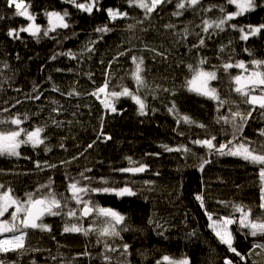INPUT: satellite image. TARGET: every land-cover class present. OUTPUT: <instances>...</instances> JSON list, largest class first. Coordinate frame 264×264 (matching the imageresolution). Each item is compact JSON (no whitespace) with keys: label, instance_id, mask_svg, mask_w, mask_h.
<instances>
[{"label":"trees","instance_id":"1","mask_svg":"<svg viewBox=\"0 0 264 264\" xmlns=\"http://www.w3.org/2000/svg\"><path fill=\"white\" fill-rule=\"evenodd\" d=\"M176 2L172 0L158 7L145 18L143 10L130 7L128 0H99L100 10L94 8L90 14L69 4L68 0H23L35 17L34 23L41 27L37 38L19 31L33 21L16 15L14 6L10 7L7 0H0V119L17 113L23 118L27 113L29 119L21 127L28 130L44 127L42 138L47 137L45 144L36 148L22 145L18 157L0 156V184L4 185L0 192L11 188L13 196L24 199L25 193H36L40 185L51 180L58 196L70 198L67 185L73 179L80 180L81 186H127L136 192L134 196L105 192L82 195V199L92 205L112 208L125 217L123 224L118 226L119 237H101L97 243L99 234L96 231L87 236L64 233L65 223H82L87 227L95 220L100 226L103 218L92 214L77 220L62 212L59 216L43 218L51 232L29 229L22 251L0 253L4 264H109L103 260L104 254L111 257L110 264H168L163 260L165 256L174 260L187 258L190 264H224L225 258L232 259L233 264H264V252L260 249L246 261H240L209 227L208 217L211 213L213 219L232 217L238 220L240 213L234 212L233 205L252 209L253 219L264 217V210L259 207V166L238 156H221L192 143L211 136L216 137L217 146L232 140V125L218 123V118L252 110V106L244 102L245 98L234 91L232 80L247 73L236 67L225 72L222 65L244 61L251 72L255 69L252 60H264V31L247 40L240 38L239 31L240 27L247 30L248 25L264 23V0H257L258 7L229 21L223 31L209 29L208 33L202 31L203 20H218L237 11L236 6L227 0H201L195 9L189 8L177 17L172 15ZM210 5L216 7L203 11ZM219 6L224 7L223 13ZM108 8L127 11L128 17L112 21L107 15ZM51 11H67L70 26L57 28L44 36L43 30L48 28L46 13ZM129 24L135 27L129 30ZM167 24L176 27L166 29ZM231 24L237 28L233 29ZM105 25L111 31H95ZM185 27L190 35L186 38L175 35L182 33ZM10 29H17L18 35L10 36ZM200 37L205 39L203 46H199ZM145 45L164 52V57L148 51ZM121 52L126 54L119 55ZM133 55L144 58L142 75L146 87L140 88L138 94L145 99L146 114L141 115L138 105L128 96L115 102L116 112L106 110L100 100L90 94L102 86L106 78L109 91H120L123 85L137 93L131 76L135 68ZM202 58L206 63L201 66ZM188 65L193 69L203 67L205 71L217 72L218 78L210 82V87L217 89L220 98L226 101L222 107L218 101L188 90L186 82L193 75ZM69 92L79 95L69 96ZM34 96L40 98L33 99ZM173 103L176 111L169 112ZM53 108L58 111L53 112ZM262 111L258 106L252 111V117L237 140L247 138L254 142L253 146L264 143V137L259 134V130L264 129ZM177 114L187 115L196 123H178ZM101 118L103 134L110 139H97ZM53 120L61 123L57 126ZM200 124L206 127L201 128ZM15 128L10 123L0 125L2 131ZM93 141L96 143L88 148ZM163 145L172 149L186 146L191 151L169 152ZM45 147L50 151H45ZM201 159L210 160L203 170L199 167ZM140 164L148 166L144 172L119 171ZM82 172L92 178L91 183L82 180ZM46 192L43 190L38 195ZM198 195L203 196V206L196 199ZM68 207L76 209L79 216L81 206L75 201L69 199ZM67 210L65 208L64 212ZM9 218L6 213L0 219ZM229 229L233 247L241 254H248L254 244H264V235L253 237L238 223L230 225ZM105 241L117 251L106 252ZM124 244L129 248L122 255ZM85 252L88 254L82 255Z\"/></svg>","mask_w":264,"mask_h":264},{"label":"snow or ice","instance_id":"2","mask_svg":"<svg viewBox=\"0 0 264 264\" xmlns=\"http://www.w3.org/2000/svg\"><path fill=\"white\" fill-rule=\"evenodd\" d=\"M8 5L10 7L14 6L16 9V15L21 17H26L28 21H33V23H29L27 27L19 29L22 32H28L33 37H39L41 33V27L38 24H35V17L31 15L28 11V6L23 3V0H7ZM69 4L74 5L77 9H80L87 13H92L93 9L100 10L98 8L99 0H89L87 3H80L77 0H68ZM172 0H128V4L130 7H137L142 9L144 12L145 18H149L153 12H155L158 7H161L164 4L171 3ZM229 4H233L236 6L237 11L227 13L222 16L218 20L202 21V31L204 33H208L209 29H219L220 31L224 30V26L228 24L229 21L233 20L236 16L242 15L246 12L254 10L259 5L257 4V0H227ZM201 0H177L175 4L176 11L172 13L174 16H181L183 12L189 8L195 9ZM215 5H210L208 8L203 9V11L208 12L211 11ZM220 11L223 13L225 11L223 6H219ZM107 15L110 20L114 21L118 18H127V11H120L119 9L108 8L106 9ZM48 17V28L43 30V35L48 36L50 31H55L57 28L67 29L69 28V23L67 22V17L69 13L64 11L63 13L57 11H51L46 13ZM138 23H142V21H138ZM135 27L133 24L128 25V29L131 30ZM166 29H175L174 24H167L164 26ZM230 27L233 29L237 28V25L231 24ZM97 32L107 33L111 31V29L105 25L103 27H98L95 29ZM239 31L242 33L241 39L247 40L249 36H256L264 31V23L259 24L257 26L248 25L247 30L244 27H240ZM10 36L18 35L17 29H10ZM191 33L189 29L185 27L182 33H175V35L181 36L182 38H186ZM199 36V33H197ZM205 44V39L200 37L199 46H203ZM193 47H198V45H193ZM145 48L148 51L153 52L155 55H159L164 57V52H157L155 48H148L145 45ZM91 51V49H89ZM131 51V50H129ZM223 51V47L221 48ZM247 51V49H246ZM126 53L121 52L119 55H125ZM69 55H72L69 53ZM55 57H53L54 59ZM133 64L135 65L134 70L131 73L132 79L135 81L137 86V93H134L128 87L121 85L120 91H109V80L106 78L105 82L102 86H99L94 92L90 95L95 96L103 107L106 110L111 112H116L115 102L122 96L130 97L135 103L138 105V110L141 115L146 114L147 105L145 103V99H143L138 91L140 88L146 87L145 78L142 75L144 72V58L137 57L133 55L131 57ZM206 63L205 59H200L199 65H204ZM251 64L255 66V69L251 72H248V68L245 65L244 61H239L236 64H232L230 62L224 63L222 65L223 70L225 72L228 69L236 67L243 69L246 75H237L232 78L235 88L234 91L239 93L242 97H244V102L252 106V110L248 111L246 114L241 113L240 111L232 112L231 116H221L218 118L217 122L223 121L225 124H231L233 128L232 140H228L226 143H221L217 146L214 141L216 140L215 136H211L206 139H197L192 141L193 144L201 145L206 147L211 151H215L219 155H231L238 156L242 158L244 161L259 166V179L261 181V203L259 205L260 209L264 210V143H260L259 145L253 146L254 142L248 141L247 138H242L237 140L238 134L243 131L244 125L248 122V120L252 117V111L258 106L259 109L264 110V60H252ZM111 65H109L110 67ZM190 69L193 71V75L190 80H188L187 86L189 91H193L198 95L206 96L210 99L218 101L219 106H223L226 101L222 100L217 92V89L210 87V82L216 80L217 72L216 71H205L203 67H197L193 69L192 65H188ZM34 87V91H35ZM58 91V89H55ZM165 91H168L165 89ZM259 91V94H255ZM73 94L79 95V93L69 92L68 95L71 96ZM101 94H103V99H101ZM33 99H39V96L32 97ZM17 104L20 103L19 100L16 101ZM53 103H57L53 101ZM15 105H13L14 107ZM5 112L8 109H4ZM53 112H57L58 109L53 108ZM169 112H175L176 106L173 103L172 107L168 109ZM262 115H264V111H262ZM29 116L27 113L23 114V118L21 115L17 113L15 116H10L6 119H0V125L11 124L15 125L16 128L12 130L2 131L0 130V156L8 155V156H19V149L22 145L30 144L33 148H36L40 145H44L47 137L42 138V133L44 132V127L37 126L32 130H28L26 128L21 127L24 121L28 120ZM178 123L183 121L186 124H195L196 121L191 119L189 116H179L177 114ZM53 123L59 126L61 122L53 120ZM199 127L205 128L206 126L200 124ZM103 118H101V131L97 136V139H110L111 137H106L103 134ZM259 134L261 137H264V129L259 130ZM235 141V143H234ZM96 141H93L88 145V148H92ZM63 147V144H61ZM166 151H184L190 152L191 150L186 146H182L181 148L172 149L167 145H163ZM45 151H50L49 148L45 147ZM76 159V157H73ZM131 162V158H127ZM66 163V162H62ZM210 163L208 159H201L199 167L203 170L206 164ZM48 167H55V165H47ZM37 167H40L39 162H37ZM147 165L140 164L137 167H129L119 169L121 172H144L147 169ZM87 171H90L87 170ZM80 177L82 180L91 183V177L86 176L83 172L80 173ZM101 181L107 184V181L104 178H101ZM147 183V182H146ZM4 185L0 184V189H3ZM43 190H47L46 194L38 195ZM67 190L71 193L70 198H65L62 196H58L57 193L52 188V182L49 181L48 184L40 185L39 189H37L36 193L28 192L25 193V198L21 199L12 195V189L8 188L6 191L0 192V218L5 217L6 213H9V219H0V236L4 234H11L10 236H6L5 238L0 239V253H8V252H17L22 251L25 248V240L28 235L29 229H39L41 231L51 232V227L43 222V218L45 216H59L64 213L69 218H76L77 220H81L82 218H86L95 214L97 218H103V224L100 226L96 225L95 220L92 224H89L87 227L83 226L82 223H65L63 232L64 233H82L87 236L90 232L96 231L98 232L97 243L100 242L101 237H119L120 230H118V226L122 225L125 217L115 211L112 208H104L99 205H92L90 201L82 199V195L90 192H105V193H115L118 196H134L136 192H134L130 187H122V188H93L88 185L81 186L80 180H71L67 185ZM73 200L76 202L79 208V216L77 215V210L74 208L68 207V200ZM197 200L201 201V205L203 206V196L198 195L196 197ZM68 210L64 212V209ZM10 209H13L9 212ZM234 212L240 213L238 220L232 217H222L213 219L211 213H208L209 220L211 223L209 227L213 230L215 235L219 238L221 243L227 245V248L230 252L235 254L236 257H239L240 261H246L248 256L255 253L256 249H260L261 252H264V244H254L252 249L248 254H241L235 247H233V235L229 229V226L238 223L241 228L248 229L250 235L256 237L257 235H264V217H257L255 219L252 218V209L245 210V207L242 205H233ZM151 223V221H149ZM54 239V237H53ZM104 248L107 251L115 252L117 249L111 248L110 245L105 241ZM129 248L128 244L123 245L122 255L127 253ZM88 253H82V255H87ZM259 255V253H256ZM55 259V257H53ZM103 260L106 262H111V257L107 254L103 255ZM164 261H167L168 264H190V261L187 258H181L179 260L170 259L165 256L163 258ZM0 264H4L3 260H0ZM159 264V262H158ZM224 264H233V260L229 258H225ZM256 264V262H253Z\"/></svg>","mask_w":264,"mask_h":264},{"label":"rangeland","instance_id":"3","mask_svg":"<svg viewBox=\"0 0 264 264\" xmlns=\"http://www.w3.org/2000/svg\"><path fill=\"white\" fill-rule=\"evenodd\" d=\"M10 211V210H9ZM211 223V221H210ZM11 234H4L3 236H0V239L5 238L6 236H10Z\"/></svg>","mask_w":264,"mask_h":264}]
</instances>
